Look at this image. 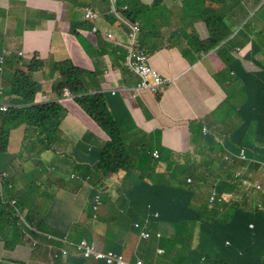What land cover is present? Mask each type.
Segmentation results:
<instances>
[{
    "label": "crops",
    "instance_id": "crops-1",
    "mask_svg": "<svg viewBox=\"0 0 264 264\" xmlns=\"http://www.w3.org/2000/svg\"><path fill=\"white\" fill-rule=\"evenodd\" d=\"M70 1L0 0V12L9 14V18L13 19L11 21L0 19V24H4L9 33L7 46L12 43L13 38L16 40L20 38L25 48L22 52L28 58L35 55L52 64L65 59L71 61L81 71L91 74L83 77V80L92 91L104 88L117 90L122 87L133 89L137 79L125 71L122 66V56L114 51L123 50L122 54L125 55V49L104 40V34L113 32L116 43L126 47V38L122 31L106 24L101 25L102 35L97 37L91 36L88 26L76 30V22L84 23V12H77ZM203 2L207 10L212 9L208 1ZM164 3L163 9L160 8L163 13L159 16L160 25H154V28L158 26L159 28L151 36H148L151 29L143 30L141 43L150 55L152 68L166 78L175 80V84L159 97L142 93L136 98L121 95L105 98L110 112L120 125L121 139L131 150L132 155H136L138 151L158 152L159 161L150 156L151 166H157L161 174H167L169 168L179 166L196 173L209 184L214 181L216 189L220 184L225 183L219 194L225 200V208L221 212L226 220L229 210L238 207H242L248 213L259 210L264 213V103L259 108H252L249 101L254 92L256 78L245 77L247 79L241 83V90H238L237 94L234 92L233 96L241 101V105L226 102V107L237 113L236 120L232 119L230 112L224 110L222 98H226L225 90L221 89L213 79L219 60L226 59V55L231 52L230 49L235 51V30L238 26L231 27L229 19L226 18L225 24L231 30L230 37L214 49L206 51L210 37L204 33L200 38V33L195 31L200 30L196 20L208 17L209 13L188 14L189 11H193L185 8L182 1L177 3L175 0H168ZM34 6L43 7V11L36 18L28 17L24 25H32L36 28L25 27L26 36L22 38L18 22L15 20L18 19L17 16L20 18L21 12ZM65 6L70 13H65ZM251 6L246 8L251 9ZM243 9L241 5L236 13L230 14L232 22L242 20ZM42 15L51 16V21L45 20ZM190 19L194 21L190 22ZM253 25L252 33L247 34L240 44L246 42L244 51L250 64H258L264 62V48H256L254 31L264 30V13L254 21ZM182 28L188 33L193 31L194 35H198L200 41H195L197 44L194 49L187 45L189 39L186 34L184 36L178 34V30ZM72 31H76L80 38L72 35ZM251 40L255 46L254 51H251L252 47L249 45ZM197 48L201 49L197 50ZM26 63L27 61H23L22 64ZM246 64L248 65V62ZM109 139L77 104H70L66 106V117L59 132L51 138L50 147L42 142L39 135L33 136L22 127L11 134L9 151L2 166H9L4 170L19 187L17 195L22 202H25L24 197L30 186L42 191V198L47 192L52 199H55L60 193H69L66 189L67 173L71 170L78 171L93 181L105 179L104 173L98 168L101 152ZM79 142L83 143L82 148L79 147ZM239 146L246 151V160L242 162L237 159ZM16 168L19 172H15ZM25 168L35 169L41 176L27 182L23 174ZM51 172L54 174H50ZM140 177L141 172L137 169H130L128 173L123 170L113 174L106 184L108 199L113 204L121 202L124 207L128 206L129 200L124 201L121 193L125 192L134 199L132 188H135V184L130 181H137ZM48 182L53 184L49 188H42V183ZM60 183H63L64 187L55 190L54 188ZM134 204H137L135 199ZM28 207L27 210H33L34 202L29 203ZM111 211L112 208H109L108 214ZM104 215L109 224L122 228L119 219L111 221L107 218L105 208ZM232 217L234 220L235 213ZM2 223L0 259L9 260L10 257L29 259L28 250L26 251L24 247L13 249L11 253L4 250L2 245L4 228L7 225L6 218H2ZM162 230L168 233V227H162ZM197 240L199 241L200 237ZM256 240L257 243L252 249L253 254L246 250L244 259L248 264H264V256L260 260L261 251L258 249L264 241L262 236H257ZM131 245L129 250H135ZM241 246L246 249L248 247L247 244ZM40 259L42 261L44 257ZM145 263L178 264L171 256L163 260L155 256L151 250L145 256ZM35 264L40 263L35 262Z\"/></svg>",
    "mask_w": 264,
    "mask_h": 264
},
{
    "label": "clouds",
    "instance_id": "clouds-1",
    "mask_svg": "<svg viewBox=\"0 0 264 264\" xmlns=\"http://www.w3.org/2000/svg\"><path fill=\"white\" fill-rule=\"evenodd\" d=\"M165 1L167 3L168 0ZM175 1L178 2V0ZM237 3L241 4L244 9L242 20L240 22H232V26H238L235 30L236 36H238L245 29H248V34H251V30L254 27V21L261 14L264 13V0H239ZM247 6H251V9L246 8ZM111 10L112 12H117L120 10H126V7H118L116 9ZM89 12L93 14V18L86 17ZM9 17V14L5 12H0L1 20H13ZM49 18L52 19L51 16H49ZM116 19L121 25L120 30L122 31L123 36L126 38L127 46L124 47L125 45L122 46L121 44L116 43V37L113 32L104 34V40L107 43L114 44L117 47H122L125 49V55L122 54L123 50L114 51L118 52L122 56L121 61L125 71L137 79V84L133 89H125L122 87L117 90H110L108 88H104L103 90L101 89L99 91H92L89 88L88 84L83 80V77L91 76V74L81 71L77 66H75L71 61L67 59L57 61L52 64L45 60L39 59L35 55H32L30 58H28L27 55L22 52L25 50L22 40L20 38L17 40L13 38L12 43L8 46L6 42L4 44H0V114L7 113L8 110L11 108L22 109V107L17 104L22 101L19 96L20 91L22 89H20L18 93H16V89H18V87L15 90H10L13 85V81L16 83L15 79H18L20 73L32 79L38 86V92L35 93L36 107H44L45 109L47 108L52 110L64 111L65 117L67 105L77 104L79 106V103H82L87 98L96 99L97 104L101 103V110L100 108L98 110L100 115L98 116L97 120H91L99 128L106 130V136L110 138L102 152L108 145L114 142V139H116L118 144L121 145L124 152V154H121V156L118 157H123V160L126 159L125 162H132L134 156L136 155L132 156L130 153H128V158L133 159H128L125 156L126 151L129 148L126 147V145L121 139L120 125L110 112V109L105 102V98L107 96L116 97L117 95L131 96L132 98H136L142 93H147L153 97H159L164 93L166 89L175 84V80L173 81L170 78H166L165 76L161 75L158 71L152 68L150 64V55L140 43V38L144 30V24L140 20H128L125 18L124 15L120 13L117 15V17L114 16V18H106V15L97 14L91 10L84 12V21L94 22L93 24L88 25L92 37L102 35V24H106L109 27L113 28V26L116 24ZM15 22H17V19L15 20ZM134 27H138L139 29V32L137 34L138 44L135 47H133L130 37L133 33ZM72 35L76 36L74 34V31H72ZM254 36L256 40V48H264V30H255ZM250 39H252L251 36ZM241 45L242 46H235V51L238 55H246L247 57V54L244 51L246 48V42L244 41ZM249 45L252 47L251 51H254L255 46L253 45L252 40L249 41ZM138 52H142L144 56L148 59L147 66L152 70L153 73H155L156 80H154L153 77L144 78L137 72V68L140 67V65L137 67L135 55L136 53L138 54ZM23 61H27V63L22 64ZM255 65L263 67L264 62ZM10 77L12 79H9ZM233 78L234 79H229L231 88L232 86H237V83L241 85V78H239V76ZM152 88H156V91H152ZM28 89L32 91L31 88ZM38 99L40 101H38ZM83 111L88 117L91 118V116H89L85 110ZM55 113H57V111ZM112 133L115 136L114 139L111 135ZM42 142L47 147H50L51 139L45 140L44 138H42ZM9 145L10 140L8 144L7 154L9 151ZM102 152L100 156V165L98 170L104 173L103 175L105 176V179L93 181L90 177H86L80 174L78 171L71 170L67 173L68 185L66 186V189L69 191V193H60L54 201L55 204L59 205L64 209H66L67 206L68 210L72 209L77 211V223L82 226L86 233V237L79 243H75L74 241H72V239H70L68 235L58 236V233L54 235L49 232V226H52L48 222V220H52L53 218H55V216H58V220H60L59 229H62L63 224L69 217V213L64 211L63 209L54 208L53 199L47 192L45 193V195L50 196L48 199H45V202L48 207V213L41 212L36 207L33 210L29 211L26 209L29 208L28 204L23 202L21 206H18L17 201H11L10 206L13 211L12 219L14 220V223L20 229L22 234L21 244L24 245L25 241L31 242L30 247L36 252V256L33 257L35 261L27 259L23 260V262H20L19 264H35V262H38L40 264H86L88 261L91 260L107 264L106 258H111L112 256H114L116 260L121 258L125 264H146L145 256L149 250H151L155 256L161 257L163 260H165L168 256H171L173 260H175L178 264H187L189 261L194 263L196 260L198 261L199 248L203 249L205 252L211 255L216 256V254L219 252L220 242L219 239L215 236L213 228H211L208 223L207 226H204L203 223L190 226L187 230L184 231L185 235L183 236L180 243H178L176 249L169 254V252H167L165 248L160 247L159 242L163 238H173L177 232L176 226L159 222V213L154 212L151 207L147 208L146 213L143 216L137 211L133 210L132 207H135L137 204H141L137 196H135L134 198L137 201V204H134V199L132 198V203H130V205L127 207V212H122L121 210L118 211V213H122L125 217V229H123L122 226L123 230L121 231V228L109 224L106 220H104V208L106 209L108 215V209L112 208L114 204L111 200L108 199L106 194V184L113 174L106 173V170L100 169L102 159L105 160V162L108 161V158L105 157ZM142 153L143 158H148L147 164L143 165V167L141 166V168H136L133 166L130 167V169H137L138 171H140L141 177H143V172L148 170L149 166H151L152 158L156 161H159L160 159L158 152L152 153V151H142ZM150 156H152V158ZM237 159L240 162L246 160L245 149H241V151H239ZM113 160L116 162V157ZM172 168H169L167 174H163V178L157 181L158 184H164L169 186L173 184L179 187L180 182L185 179V176L181 174L175 175L174 173H171ZM129 170L126 172L128 173ZM15 172H19L17 168ZM185 172L189 174V177L186 179L184 187L189 188L192 186L195 189L198 194V205L200 203V193L202 191L206 192L208 189V191L206 192L207 195L206 193L204 194L210 206L219 204L223 205L222 209L225 208V200L219 194L217 189L214 187V190L211 191L214 181L212 184H209L205 179H203L196 173H191L188 170H185ZM4 178L9 179L10 183L7 186L11 190H14L15 195H17L20 189L16 184L13 183L11 176L7 172L1 173L0 171V187L4 188ZM237 178H240V176H237ZM82 180L90 182V185L87 187L88 190L85 194L82 192L81 188ZM201 180H205L206 182L203 183ZM62 187H64V185L63 183H60L54 189L59 190ZM89 191H91V193L88 194ZM74 194H76V205L69 203V201L73 199ZM87 194L88 196L86 197V201L84 202L81 198V195L86 196ZM121 197L125 201L124 192L121 193ZM107 199L108 202H106ZM115 205H118V209H121L123 204L121 202H118L115 203ZM238 210L239 207L237 209L229 210V216L227 220L224 218L221 212L220 215L221 221H224L223 224H229L233 220V213H236ZM152 213H154L153 220L150 219ZM261 213L264 214L263 212ZM43 214L46 215V224L39 225L38 222L30 221L28 218L29 215L33 217L35 215L41 216ZM162 227H168V233H165L162 230ZM250 229L254 230V227L251 225ZM42 231H45V233H43ZM116 232L124 234L125 247L127 246V249H129L131 244L134 245L135 250L133 249L132 251L135 254L138 255L140 254V252L145 250V255L143 256V258H136V261L131 260L130 262L129 260L126 262V253L125 255L119 254L115 252L114 249L107 247L105 241L106 238L110 236L114 237ZM235 232L236 231H232V239L234 240V242ZM38 236H41L43 240L39 241L37 238ZM198 237H200L199 241L197 240ZM21 244L15 245L14 249L16 250L19 247H24ZM225 245L226 247L231 246L229 241L226 242ZM4 250L6 249L4 248ZM97 255H102L106 258L97 259ZM41 257H44V260L41 261ZM204 262L205 259L202 260V263ZM0 264H9V260L0 259Z\"/></svg>",
    "mask_w": 264,
    "mask_h": 264
},
{
    "label": "trees",
    "instance_id": "trees-1",
    "mask_svg": "<svg viewBox=\"0 0 264 264\" xmlns=\"http://www.w3.org/2000/svg\"><path fill=\"white\" fill-rule=\"evenodd\" d=\"M208 1V5L214 4L217 2L218 5H226L229 6L231 4L237 3L239 0H203ZM165 0H154L152 2H141L139 0H71L70 3L73 5V8L77 12H86L91 10L97 14L106 15V18H114L120 13L125 16L126 19L137 21L140 20L144 24V30L151 29V32L148 36H151L157 31V28H154L155 24L160 25L161 13L160 8L163 9V3ZM183 6L189 10H192L193 13H209V16L205 18H198V24L200 26V30H196L195 32L200 33L199 37L202 38L204 33H207L210 37L208 41V45L206 47V51L214 49L217 45L227 40L231 35V30L225 24V19H229V23L232 26V20L230 15V10L227 8H223L221 11L216 12L217 8L215 6L212 9L207 10L206 7H202V10L197 8L194 4V0H182ZM165 4V3H164ZM118 7L125 8L126 10H120L117 12H112L111 9H116ZM217 7V6H216ZM215 8V9H214ZM220 13V14H219ZM200 15V14H199ZM204 17V16H202ZM221 17L222 19L220 20ZM93 21H84V23L76 22V30L85 28L86 26L93 24ZM120 23L116 19V24L113 26V29L120 30ZM236 27V26H235ZM233 30V28H231ZM195 32L188 33L186 29H179V35H187V39H191L192 41H200L197 34H193ZM248 29L242 31L238 36H236L235 46L239 45L240 42L244 40V38L248 34ZM74 34L79 39V35L74 31ZM184 38V37H183ZM142 38H140L141 43ZM142 44V43H141ZM195 46L192 47L194 49ZM201 48H197L200 50ZM230 54H227V58L224 60H219V66L217 68V72L213 75V79L216 80V83L220 85V88L225 90L226 98H222L223 104H239L241 105V101H239L235 96L238 90H241L242 86L237 83V86H232L229 83V79H234L233 77L239 76L241 78L240 83L246 80L248 76L255 77L256 83L254 87V92L251 94L249 101L252 108H259L264 103V67L259 65L250 64L246 55H238L236 51L230 49ZM248 62V65L246 64ZM16 83L13 81V85L10 90H15L17 87L22 89L20 91V98L22 101L19 104L22 109L11 108L7 113L0 114V171L1 173L6 172L4 169L8 167L2 166V162L6 159V154L8 150V144L10 140V135L13 131L19 130L21 127L25 128V130L33 135H39L45 140H50L54 134H56L59 129L62 120L65 117L64 111L45 109L44 107H36L35 106V98L38 92L37 84L30 79L29 77L24 76L20 73L18 79H15ZM241 86V87H240ZM28 88H31L30 91ZM86 104V105H85ZM79 106L87 112L91 119H98L99 108L101 110V103H96V99L87 98L82 103H79ZM57 111V113H55ZM114 139V134H111ZM243 136V135H238ZM243 147L239 146V151H241ZM128 153L131 151L128 149L126 151L125 156L128 158ZM105 157L108 158V161L102 159V164L100 169L106 170V173L115 174L120 172V170L128 171L130 167L141 168L143 165L147 164L148 158H143L142 151H138L136 156L133 158L132 162H125L126 159L123 160L121 154H124L123 149L120 144L114 139V142L108 145L105 150L102 152ZM133 156V155H132ZM116 157L117 161L115 162L113 159ZM135 159H137V163H135ZM120 169V170H119ZM10 170V169H9ZM175 175L181 174L185 176V179L180 182L179 187L171 184L164 185L158 184L157 181L163 178V174L160 173L159 168L157 166L152 167L149 166L148 170L143 172V177H140L137 181H130L135 184L134 195L137 196L140 201V205H136L132 207L133 210L137 211L142 216L145 215L148 207H151L152 210L156 213H159V222L165 223L168 225H175L177 228L176 235L173 238L167 239L163 238L160 240V247L165 248L169 254L176 249L178 243L182 240L184 231L187 230L190 226H194L196 224H201L207 226V223L211 228H213V232L215 236L219 239L220 246L219 252L216 256L211 255L205 252L203 249H198V258L199 260L192 263L189 261L187 264H248L244 259L246 256V250H249L252 253L253 247L256 245L257 236H262L264 241V214L261 211H257L255 213H248L242 207H239V210L235 213V219L232 220L229 224H223L224 221H221V210L223 205L215 204L214 206H210L208 200L205 197L207 191H202L200 194V203H197L198 194L195 189L191 186L189 188L184 187L186 183V179L189 177V174L185 172L183 167H173L172 172ZM54 174V173H50ZM4 188L0 187V223L2 218H6V227L4 237H3V246L7 252L11 253L14 249L15 245L21 244L22 242V234L20 229L14 223L13 211L10 206L11 201H17L18 206L23 203L20 199L19 195H15L14 190H11L7 185L10 183L9 179L4 178ZM205 183V180H201ZM154 183V184H152ZM215 183V182H214ZM212 185L211 191L214 190L215 185ZM53 182L42 183V188H49ZM225 186V183H222L218 186L217 191L222 192V187ZM91 191L88 192V194ZM88 194L81 195L82 200L85 202ZM207 195V193H206ZM45 199H48L49 195H44ZM70 198V197H69ZM125 201L129 200L132 203V197L124 192ZM176 198V199H173ZM71 199V198H70ZM55 199H53L54 208L63 209L64 211L69 213V217L63 224L62 229L60 228V220H58V216H55L52 220H48L52 227L49 226V232L58 236H66L68 235L72 241L75 243H79L86 237V233L82 226L77 223V211L68 210L60 207L59 205L54 203ZM69 203L76 205V194L73 195V199L69 201ZM129 203V205H130ZM128 205V206H129ZM126 206V208L128 207ZM46 215L43 214L41 216H31L28 218L30 221L38 222L39 225L46 224L45 222ZM151 220L154 219V213L151 214ZM254 227V230L250 229V226ZM131 229V225H130ZM123 229L121 228V231ZM232 231L235 232V242L232 239ZM126 232V231H125ZM114 240V241H113ZM106 245L109 248L115 250V252L119 254L125 255L126 262L130 260L136 261V258H143L145 255V250L140 252V254H129V249L121 243V241L113 239L112 236L106 238ZM230 242L231 246L226 247V242ZM125 242V238H124ZM29 241H25V244H21L27 251V258L31 261L34 260V256H36V252L30 247ZM241 244H247L248 247L243 248ZM261 251L260 260L263 259L264 256V244L259 245L258 248ZM253 254V253H252ZM205 259V262L202 263V260ZM23 262L21 259H13L9 258V264H19ZM34 263V262H31ZM85 264V263H84ZM86 264H104L96 261H88ZM186 264V263H184Z\"/></svg>",
    "mask_w": 264,
    "mask_h": 264
},
{
    "label": "rangeland",
    "instance_id": "rangeland-1",
    "mask_svg": "<svg viewBox=\"0 0 264 264\" xmlns=\"http://www.w3.org/2000/svg\"><path fill=\"white\" fill-rule=\"evenodd\" d=\"M180 1V0H178ZM178 3V2H177ZM194 4L196 5L197 8L201 9L202 10V7H205V4L203 1L201 0H194ZM41 6H44L43 4H39ZM217 7H216V6ZM215 6V8H217V10H215L216 12L218 11H221L223 8H227L230 10V14H234L236 13L239 9H240V4H231L229 6H226V5H218L217 2L214 3V4H210V8H213ZM16 10H18L16 7H14ZM214 8V9H215ZM43 11V7H40V6H34V7H29V9L27 10H24L23 12H21L20 14V18L19 16L18 19H17V22H18V25H19V33L21 35H23V37H25V27H28V28H32V29H35L36 27L32 26V25H24V23L27 22L28 20V17L30 18H36L37 16H39ZM65 13H70V12H67V6H65ZM58 12V11H57ZM205 13V12H204ZM204 13H193L191 11L188 12V14H204ZM82 14V13H81ZM220 14V13H219ZM80 15V14H78ZM43 18L47 21H51L49 16L47 15H42ZM52 18V17H51ZM58 19H60V15L58 14ZM57 19V20H58ZM190 22H193L194 20H189ZM9 39V33L8 31L6 30V27L4 24H0V44H4L5 42H7ZM197 43L195 41H192L191 39H189V41L187 42V45L190 46L191 48L193 46H195ZM20 91V89H16V93H18ZM223 108L226 112H230L231 113V116H232V119L233 120H236L238 115L237 113L232 110L230 107H226V105L223 104ZM104 134L106 135L107 134V131L100 128ZM80 145L79 147L82 148L83 146V143L82 142H79ZM23 174L25 175V178H26V181L27 182H31L37 178H39L41 176V174L35 170V169H24L23 171ZM90 185V182L89 181H83L82 180V192L85 194L88 190V186ZM41 194H43L42 191L40 190H37V187L35 186H30L29 189L27 190V195L24 197V203L28 204L31 203V202H34V205L35 207L40 210L41 212H44V213H48V207H47V204L45 202V193L43 195V198L41 197ZM118 205H113L112 206V211L110 214L107 215V218L111 221H117L118 219L121 221V223L123 222L122 226L125 227V223H124V215L122 213H118ZM34 209V208H33ZM121 211L122 212H127L128 211V208L124 207L122 205L121 207ZM118 214V215H117ZM104 220H106V217H104ZM3 223L1 222L0 225H2ZM43 233H45V231H42ZM39 241H42L43 238L41 236H38L37 237ZM116 240H119L121 241V243L124 245V234L120 233V232H116L114 237ZM131 247H134L133 245H131ZM124 248H125V245H124ZM129 254H132L134 253L132 250H129L128 252Z\"/></svg>",
    "mask_w": 264,
    "mask_h": 264
},
{
    "label": "built area",
    "instance_id": "built-area-1",
    "mask_svg": "<svg viewBox=\"0 0 264 264\" xmlns=\"http://www.w3.org/2000/svg\"><path fill=\"white\" fill-rule=\"evenodd\" d=\"M87 18H93V14L91 12H89L86 16ZM139 32L138 27H134L133 28V33L131 34V43L133 45V47L137 46L138 42H137V34ZM136 65L137 67L140 65V67H138L137 72L144 78H149V77H153L154 80H156V76L155 73L152 72V70L150 68H148L147 63H148V59L144 56V54L142 52H138V54L136 53ZM152 91H156V88H152ZM97 259H104L106 257L102 256V255H97L96 256ZM107 259V264H125L124 261L119 258L118 260L115 259L114 256H112L111 258H106Z\"/></svg>",
    "mask_w": 264,
    "mask_h": 264
}]
</instances>
